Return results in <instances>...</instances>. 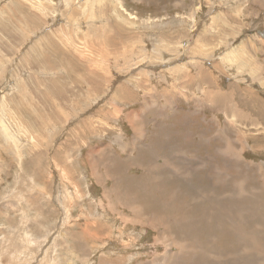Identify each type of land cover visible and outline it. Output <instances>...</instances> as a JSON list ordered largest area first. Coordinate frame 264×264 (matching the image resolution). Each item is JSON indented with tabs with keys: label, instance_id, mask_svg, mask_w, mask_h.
Wrapping results in <instances>:
<instances>
[{
	"label": "rangeland",
	"instance_id": "obj_1",
	"mask_svg": "<svg viewBox=\"0 0 264 264\" xmlns=\"http://www.w3.org/2000/svg\"><path fill=\"white\" fill-rule=\"evenodd\" d=\"M263 83L264 0H0V264H264Z\"/></svg>",
	"mask_w": 264,
	"mask_h": 264
},
{
	"label": "bare ground",
	"instance_id": "obj_2",
	"mask_svg": "<svg viewBox=\"0 0 264 264\" xmlns=\"http://www.w3.org/2000/svg\"><path fill=\"white\" fill-rule=\"evenodd\" d=\"M36 1V0H35ZM25 2V1H24ZM30 2H32V1H30ZM26 4H27V2H25ZM40 5V4H39ZM38 8H40V7H38ZM39 10V9H38ZM40 12H41V10H40ZM201 47V46H200ZM221 48V47H220ZM235 49V48H234ZM240 49V48H239ZM241 51V50H240ZM237 52V51H236ZM230 53H232V52H230ZM238 54V53H237ZM239 55V54H238ZM238 58V57H237ZM227 59V58H226ZM237 60V59H236ZM229 61V60H228ZM240 61V60H239ZM241 62V61H240ZM240 64V63H239ZM241 70V69H240ZM253 72H255V70H253ZM254 74V73H253ZM215 78V77H214ZM262 86H264V83L263 84H261ZM218 94V93H217ZM216 94V95H217ZM214 97V96H213ZM217 97V96H216ZM218 97H219V95H218ZM214 99H216L215 97H214ZM216 101V100H215ZM257 103V102H256ZM255 112V111H254ZM256 114H258V110H256ZM49 197V196H48ZM58 200V199H57ZM127 209V208H126ZM102 247V246H101ZM98 261V260H97ZM87 262V261H86Z\"/></svg>",
	"mask_w": 264,
	"mask_h": 264
}]
</instances>
